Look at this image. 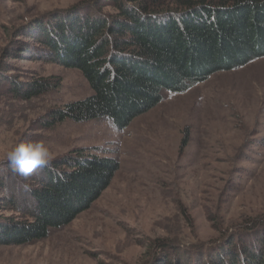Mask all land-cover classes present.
Returning <instances> with one entry per match:
<instances>
[{
    "label": "rangeland",
    "instance_id": "rangeland-1",
    "mask_svg": "<svg viewBox=\"0 0 264 264\" xmlns=\"http://www.w3.org/2000/svg\"><path fill=\"white\" fill-rule=\"evenodd\" d=\"M84 1L0 0V222L20 219L30 205L22 185L37 177L12 172L5 153L19 142L42 141L51 163L80 148L115 158L119 169L65 227L0 245V264H160L166 255L207 264L240 238L249 242L264 219V57L184 93L164 91L124 129L108 119L49 127L51 115L91 89L78 70L48 59L33 35L56 34ZM40 79L51 88L29 98L28 84Z\"/></svg>",
    "mask_w": 264,
    "mask_h": 264
},
{
    "label": "trees",
    "instance_id": "trees-1",
    "mask_svg": "<svg viewBox=\"0 0 264 264\" xmlns=\"http://www.w3.org/2000/svg\"><path fill=\"white\" fill-rule=\"evenodd\" d=\"M70 14L55 25L56 34L40 28L33 36L42 38L48 59L78 70L91 93L51 115L49 127L108 119L124 129L158 105L164 91L184 93L214 73L264 57V0H85ZM50 88L40 79L25 93L33 98ZM41 169L20 219L0 222L1 246L30 244L68 225L99 198L119 164L78 148ZM253 226V239L240 238L207 264H264V219ZM164 258L160 264H191Z\"/></svg>",
    "mask_w": 264,
    "mask_h": 264
},
{
    "label": "clouds",
    "instance_id": "clouds-1",
    "mask_svg": "<svg viewBox=\"0 0 264 264\" xmlns=\"http://www.w3.org/2000/svg\"><path fill=\"white\" fill-rule=\"evenodd\" d=\"M5 158L15 175L27 178L37 169L48 166L53 156L42 141H28L15 144L5 153ZM22 187L30 191L27 184Z\"/></svg>",
    "mask_w": 264,
    "mask_h": 264
},
{
    "label": "bare ground",
    "instance_id": "bare-ground-1",
    "mask_svg": "<svg viewBox=\"0 0 264 264\" xmlns=\"http://www.w3.org/2000/svg\"><path fill=\"white\" fill-rule=\"evenodd\" d=\"M211 84V83H210ZM212 84H214V83H212ZM219 91V90H218ZM215 94H217V93H215ZM204 109V108H203ZM205 110V109H204ZM203 112V111H202Z\"/></svg>",
    "mask_w": 264,
    "mask_h": 264
}]
</instances>
